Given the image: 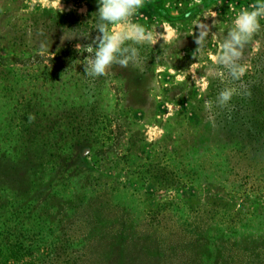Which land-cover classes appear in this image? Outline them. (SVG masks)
<instances>
[{"label": "rangeland", "instance_id": "1", "mask_svg": "<svg viewBox=\"0 0 264 264\" xmlns=\"http://www.w3.org/2000/svg\"><path fill=\"white\" fill-rule=\"evenodd\" d=\"M258 2L0 0V242L21 199L35 242L2 264H264V16L230 36Z\"/></svg>", "mask_w": 264, "mask_h": 264}, {"label": "clouds", "instance_id": "2", "mask_svg": "<svg viewBox=\"0 0 264 264\" xmlns=\"http://www.w3.org/2000/svg\"><path fill=\"white\" fill-rule=\"evenodd\" d=\"M143 6V0H104V7L101 9V15L104 19L116 24L119 21L126 20L137 9ZM254 10H241L239 15L234 20V29L230 32L232 42L242 45V41L246 42L252 35L260 28L259 18L264 16V3H257L251 6ZM141 31H137V26H131L127 32L121 34L116 33L110 38V42L97 53V60L95 62L94 70L97 74L104 73L105 66L112 60V53L116 50L117 44L124 38L136 39L141 36ZM233 56H238L239 53L235 51L231 45H226ZM245 72L244 68L239 69L240 75H236V79H240ZM234 95H239L235 89H227L220 93L221 104H228ZM206 107H211L210 103ZM29 119H34L30 116Z\"/></svg>", "mask_w": 264, "mask_h": 264}, {"label": "trees", "instance_id": "3", "mask_svg": "<svg viewBox=\"0 0 264 264\" xmlns=\"http://www.w3.org/2000/svg\"><path fill=\"white\" fill-rule=\"evenodd\" d=\"M83 53H85V52H83ZM263 57L264 56H262V58L260 59V63H263V65H264ZM76 72L80 73L79 70H76ZM88 83H89V81L87 82V84ZM87 86L88 85H86V87ZM28 130L29 129L27 128V130L25 131L26 133H23V134L28 136V134L30 133V130L29 131ZM28 137H30V135ZM20 143H21V145L18 149H17V147L13 148V149L15 151H17L18 156L20 158L24 157V161H27V155L25 152H27V153L29 152L26 150V149H28V145L26 144V141H23V142L21 141ZM11 150H12V148H11ZM1 176H3L4 178L10 177V175H8V173H6V172H5V174H2ZM11 179L13 181L18 180L19 179V173L18 172L13 173V176ZM28 180H30V184H32V186H35L34 180H32L31 177H30V179L28 178ZM22 185L23 184H21V182H20L19 186L21 187ZM19 203H23V204H19ZM19 203H18L19 204L18 206L21 205L22 206L21 208L23 210L21 212H18V211H15V212L11 211L10 212V215H12V216H14V214H15L16 223H15L14 227L17 229V231H16L17 235H11L10 237H6V239H5L6 243L0 242V259L2 257L4 258V261H6V260L12 261L11 259H13L15 261V263H18L21 260H23L25 257H29L31 255V253H32L31 247L33 246V242H34V240H32V238L28 237V235H25V232H28V231L23 229L24 228L23 223L29 219L27 217V214L29 211L24 209V206L26 207L27 205L25 203V200H23V199H21L19 201ZM2 226H4V224L1 225V221H0V227H2ZM1 241H3V240H1ZM34 245H35V242H34ZM1 246H3L4 251H2ZM3 252H6L5 257L3 256ZM32 256H33V253H32ZM0 264H2L1 260H0Z\"/></svg>", "mask_w": 264, "mask_h": 264}]
</instances>
